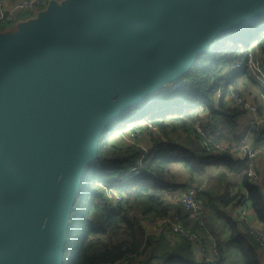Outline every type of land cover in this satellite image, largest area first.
<instances>
[{
  "label": "water",
  "instance_id": "obj_1",
  "mask_svg": "<svg viewBox=\"0 0 264 264\" xmlns=\"http://www.w3.org/2000/svg\"><path fill=\"white\" fill-rule=\"evenodd\" d=\"M262 22L264 0H51L0 33V264H63L104 131Z\"/></svg>",
  "mask_w": 264,
  "mask_h": 264
},
{
  "label": "trees",
  "instance_id": "obj_2",
  "mask_svg": "<svg viewBox=\"0 0 264 264\" xmlns=\"http://www.w3.org/2000/svg\"><path fill=\"white\" fill-rule=\"evenodd\" d=\"M37 13L18 11L13 20H0V33L16 31L19 22ZM250 50L255 58L258 51L264 53V22L214 39L196 57L189 73L149 95L104 131L99 157L87 167L72 208L63 264H209L210 258L228 264L224 235L237 244L243 264H260L261 246L249 223L227 209L247 193L264 232V173L261 180L251 179L244 162L215 146L239 141L250 132L264 142V127L251 131L249 122L244 126L242 116L249 111L235 107L232 99L234 91L246 96L240 87L246 77L261 92L254 101L264 114V82L246 65L237 66ZM140 120L144 124L135 129L148 152L141 145L114 138L118 127ZM198 120L211 129V136L197 131ZM133 167L136 172H131ZM229 171L237 172L242 183L233 194H228V188L222 193L213 180L228 176ZM190 187H195L204 208L199 217H192L174 196L175 191ZM219 193L225 210L217 208ZM208 207L219 222L207 213ZM175 216L199 236L203 260H197L191 241L182 234L175 233L171 239L164 232L151 231L149 221Z\"/></svg>",
  "mask_w": 264,
  "mask_h": 264
},
{
  "label": "built area",
  "instance_id": "obj_3",
  "mask_svg": "<svg viewBox=\"0 0 264 264\" xmlns=\"http://www.w3.org/2000/svg\"><path fill=\"white\" fill-rule=\"evenodd\" d=\"M63 1V0H62ZM48 0H0V20H13L15 14L18 11H32L39 12L42 10V7ZM241 64L246 65L249 69H251L256 76L257 79H260L264 82V71L261 67L260 62L257 58H255L254 51H249L242 61L237 63V66ZM220 95L221 92L219 91ZM262 98L264 99V95L262 94ZM233 104L235 107H242L248 110L252 116L250 119L251 131L253 129H262L264 127V114L262 115L259 112V108L251 103L240 93L234 91L232 93ZM197 131L202 135H212V131L210 128H204L201 120L197 121ZM144 124V121H132L124 124L123 126L118 127L117 129V137L122 139L127 143H135L141 145L144 148V152H148L147 146L144 141L138 139V133L136 132V127ZM153 128H155L153 126ZM264 136V134H263ZM215 146L220 151H229L236 157V159L241 160L246 164L245 172L248 176L253 180H261V173L258 170L257 161L260 156L264 157V147H259L251 143L250 139L245 136L239 141L233 143H225V142H216ZM137 167H133L131 172H136ZM175 199L177 201H181L183 206L189 211V214L192 217H199L203 213V205L196 198V189L195 187H190L186 191L177 190L174 192ZM117 198L120 199V195L117 194ZM240 210L239 216L245 219L250 225V233L257 240L259 245L264 246V232L262 231V227L260 222L255 221V214L252 209L251 200L246 193L244 197H241L239 201ZM150 222V229L152 232L160 233L164 232L169 238H176L175 233L182 234L187 237L192 243V249L197 260L203 259L204 249L202 242L199 236L187 230L182 224L179 222V217H165L162 219H158ZM259 223L260 225H258ZM213 252L215 255H218V250L214 247ZM209 264H217V259H209Z\"/></svg>",
  "mask_w": 264,
  "mask_h": 264
},
{
  "label": "crops",
  "instance_id": "obj_4",
  "mask_svg": "<svg viewBox=\"0 0 264 264\" xmlns=\"http://www.w3.org/2000/svg\"><path fill=\"white\" fill-rule=\"evenodd\" d=\"M25 21H27V20H25ZM262 55H263L262 60H260L258 58L257 54H256V58L260 60L261 67H262V69L264 71V53ZM240 87H241V89H244L245 95L249 96V98H251L252 100L256 96H258V98H260L261 92H260V90L257 89L258 86H256L252 82H250L246 77L240 82ZM250 114L251 113L249 112V114H248L249 118H250ZM248 116H247V118H248ZM247 118H246L245 123H243L244 126H246L245 124H248V122H249L248 121L249 119H247ZM247 137L250 139L251 143H253L254 145L259 146V147H264V142L258 141L255 138L253 132L248 133ZM233 157H235V156H233ZM257 165H258L259 172L261 173V175H263V173H264L263 172L264 171V157L263 156H260V158L257 161ZM215 171H217V170H215ZM235 173H237V172H232V171L227 172V174L229 176H232V174H235ZM241 187H242V183H241L239 175H238V177H235V182H234V185L232 187L228 183L225 182L224 186L222 187L223 188L222 189V193H224L225 189L228 188V194H233V193L237 192L238 190H240ZM217 195L220 196V195H223V194L219 193ZM227 210L230 213H232L233 215L238 216L239 215V210H240L239 202H237V204H235L233 206H229ZM257 220H258L257 217H255V221L254 222H257ZM257 224L260 225L259 223H257ZM224 237H225V239H224L225 245H227L228 241H230V240L228 239V237H226V235H224ZM260 258H261L262 263L264 264V246L261 247ZM201 260H203V259H200L198 261H201ZM227 260H228V254H227L226 261ZM228 264H230V263L228 262Z\"/></svg>",
  "mask_w": 264,
  "mask_h": 264
},
{
  "label": "rangeland",
  "instance_id": "obj_5",
  "mask_svg": "<svg viewBox=\"0 0 264 264\" xmlns=\"http://www.w3.org/2000/svg\"><path fill=\"white\" fill-rule=\"evenodd\" d=\"M37 14H38V13H37ZM35 16H36V15H35ZM262 54H263V53H261L260 51H258L257 56H258V58H259L260 60H262V58H263V55H262ZM242 95H243V94H242ZM243 96H244V95H243ZM244 97L249 101V103H251V104H253V105H255V106L258 107V105L255 103L254 99L252 100L251 98H249V96H244ZM258 108H259V107H258ZM248 114H249V112L247 113V115H243V116H242V124L245 123ZM251 115H252V114H250V118H249V116H248V118H247V119H249V120H248L249 123H250ZM245 125H247V124H245ZM114 138H118V137H116V136L114 135ZM175 167H176V165H175ZM215 173L217 174V172H215ZM235 177H238V173L232 174V176H229V175H228V176H226V177H216V178H214L213 180H214V182L217 183L221 188L224 186L225 182L228 183V184L232 187V186L234 185V182H235ZM183 179H185V177H183ZM221 196H222V195H220V196L218 197V199L216 200V201H218L217 208H218V209H221V210H225V209H226V205H225V203L222 202V201H219V200L221 199ZM205 212H206V209H205ZM207 213H208L209 215L212 213L213 217H215V218L217 219L218 222L220 221V219H219L217 213L212 212V208H211V207H208V208H207ZM226 248H227V254H228V260H227V261H228L230 264H243V260H242V257H241V255H240V251H239V248H238V246H237L236 243H234V242H232V241H228V243H227V245H226ZM217 262H218V261H217Z\"/></svg>",
  "mask_w": 264,
  "mask_h": 264
},
{
  "label": "clouds",
  "instance_id": "obj_6",
  "mask_svg": "<svg viewBox=\"0 0 264 264\" xmlns=\"http://www.w3.org/2000/svg\"><path fill=\"white\" fill-rule=\"evenodd\" d=\"M233 155V154H232Z\"/></svg>",
  "mask_w": 264,
  "mask_h": 264
}]
</instances>
